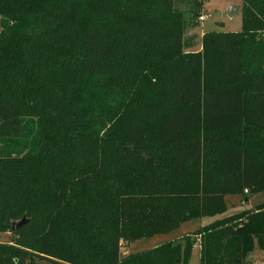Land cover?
Segmentation results:
<instances>
[{
    "label": "trees",
    "instance_id": "obj_1",
    "mask_svg": "<svg viewBox=\"0 0 264 264\" xmlns=\"http://www.w3.org/2000/svg\"><path fill=\"white\" fill-rule=\"evenodd\" d=\"M242 20L185 53L175 0H0V264L264 250L261 205L122 254L264 191V0H243Z\"/></svg>",
    "mask_w": 264,
    "mask_h": 264
},
{
    "label": "rangeland",
    "instance_id": "obj_2",
    "mask_svg": "<svg viewBox=\"0 0 264 264\" xmlns=\"http://www.w3.org/2000/svg\"><path fill=\"white\" fill-rule=\"evenodd\" d=\"M175 7L186 16L185 53H201L203 51L202 41L208 32L238 33L242 30L243 0H175ZM233 7L237 9L232 12ZM196 14L198 15L196 16ZM100 102L102 103V100ZM245 200L247 201L245 202ZM226 202L227 210L224 214L193 219L169 234L143 238L133 244L123 245L122 254L136 253L167 242L180 241L187 234L201 230L225 217L254 210L258 206L264 205V191L247 196H228ZM11 238V233H2L0 244H12L10 243ZM200 250L198 243L194 248L190 264H200ZM261 263L264 264V250L256 248L249 255L246 264Z\"/></svg>",
    "mask_w": 264,
    "mask_h": 264
},
{
    "label": "water",
    "instance_id": "obj_3",
    "mask_svg": "<svg viewBox=\"0 0 264 264\" xmlns=\"http://www.w3.org/2000/svg\"><path fill=\"white\" fill-rule=\"evenodd\" d=\"M237 8H232L231 11L233 12V10H236ZM26 223V220L25 219H22V220H16V221H13L12 224H11V228L13 231L17 230L18 228H20L21 226H23L24 224Z\"/></svg>",
    "mask_w": 264,
    "mask_h": 264
},
{
    "label": "built area",
    "instance_id": "obj_4",
    "mask_svg": "<svg viewBox=\"0 0 264 264\" xmlns=\"http://www.w3.org/2000/svg\"><path fill=\"white\" fill-rule=\"evenodd\" d=\"M202 20H203V18H202ZM245 193L247 194V193H248V191L246 190V191H245ZM200 248H201V247H200ZM261 264H263V263H261Z\"/></svg>",
    "mask_w": 264,
    "mask_h": 264
},
{
    "label": "crops",
    "instance_id": "obj_5",
    "mask_svg": "<svg viewBox=\"0 0 264 264\" xmlns=\"http://www.w3.org/2000/svg\"><path fill=\"white\" fill-rule=\"evenodd\" d=\"M247 200H245V202H246Z\"/></svg>",
    "mask_w": 264,
    "mask_h": 264
}]
</instances>
